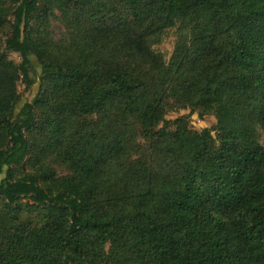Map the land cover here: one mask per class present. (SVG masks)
<instances>
[{
  "label": "trees",
  "instance_id": "obj_1",
  "mask_svg": "<svg viewBox=\"0 0 264 264\" xmlns=\"http://www.w3.org/2000/svg\"><path fill=\"white\" fill-rule=\"evenodd\" d=\"M258 127L264 0H0V264H264Z\"/></svg>",
  "mask_w": 264,
  "mask_h": 264
},
{
  "label": "rangeland",
  "instance_id": "obj_2",
  "mask_svg": "<svg viewBox=\"0 0 264 264\" xmlns=\"http://www.w3.org/2000/svg\"><path fill=\"white\" fill-rule=\"evenodd\" d=\"M176 31H177L176 29H172V30L168 31L167 34L165 35L162 43L160 45L155 46V49L157 51H159L160 53H162L167 61H169L170 58L172 57L173 52H174L175 47H176V43H177V39H178ZM50 32L52 33L53 39L57 42H59L60 40H62L64 38L65 27L59 19V14H57L56 18L52 19ZM10 59L17 64L21 63V57L16 53L10 54ZM19 92L22 95H24L25 98H24L23 102L21 103L20 107L18 108V110L23 106V104L26 101H28V102L32 101V99L34 98V96L37 93V87H34L32 92L27 93L25 91L24 84L20 83ZM191 114H192L191 110H182V111H179L177 113H170L167 118L169 120H176V119L181 118V117H189L188 120L190 123V128L194 131H197V132H202L205 129H212L213 130L216 128V126L218 124L217 118L213 114L207 115L204 119H201L197 114H194V115H191ZM257 133H258L259 142L264 146V129L262 127H258ZM57 171L60 175L67 174L66 168L62 167V166L57 167Z\"/></svg>",
  "mask_w": 264,
  "mask_h": 264
}]
</instances>
